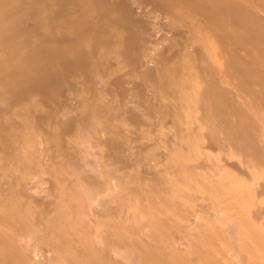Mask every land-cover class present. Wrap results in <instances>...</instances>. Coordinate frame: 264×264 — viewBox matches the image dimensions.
<instances>
[{
	"label": "rangeland",
	"instance_id": "374dc122",
	"mask_svg": "<svg viewBox=\"0 0 264 264\" xmlns=\"http://www.w3.org/2000/svg\"><path fill=\"white\" fill-rule=\"evenodd\" d=\"M224 1L0 0V264H264V0Z\"/></svg>",
	"mask_w": 264,
	"mask_h": 264
},
{
	"label": "bare ground",
	"instance_id": "6f19581e",
	"mask_svg": "<svg viewBox=\"0 0 264 264\" xmlns=\"http://www.w3.org/2000/svg\"><path fill=\"white\" fill-rule=\"evenodd\" d=\"M221 1H224V0H221ZM227 1V0H226ZM226 1H224V2H226ZM21 2H23V1H21ZM26 3V2H25ZM227 5H228V8H230L232 11H234V12H238V4H237V2H235V1H232V0H228L227 2ZM226 3L224 4V5H226ZM22 4V3H21ZM24 4V3H23ZM22 4V5H23ZM262 4V3H261ZM230 5H233V7H229ZM18 6V5H17ZM22 7V6H21ZM24 7V6H23ZM22 7V8H23ZM146 8V7H145ZM138 9H140V8H138ZM18 11L19 10H21V8L19 7L18 9H17ZM16 10V11H17ZM250 11V10H249ZM133 12V11H132ZM122 14H124V12H122ZM250 15V14H249ZM248 15V16H249ZM115 16V15H114ZM251 16V15H250ZM239 20V19H238ZM139 21L140 20H137V19H128L127 20V29L130 31V34H131V36L130 37H126V39H125V42H124V49H125V51L126 52H128V53H130V51H132L133 49H136V48H140V47H142V46H144V44L142 43L143 41L144 42H146V41H149V42H152V38H150V39H146L144 36H146V35H149L150 34V30H151V28L150 27H148V26H146V27H140V26H138V24H139ZM255 21V20H254ZM142 24H143V21H142ZM138 34H141L142 36L140 37V38H138ZM178 34H181L182 36L184 35V32L183 31H180V33H178ZM229 40V39H228ZM234 43H235V41H234ZM182 47V46H181ZM230 47V46H229ZM231 49V48H230ZM165 52V51H164ZM160 54V53H159ZM175 55H178V54H175ZM232 56H233V54H232ZM236 58V57H235ZM133 60H135L136 61V58H134ZM164 60H166V59H164ZM149 91V90H148ZM148 98V97H147ZM141 102V101H140ZM127 108V107H126ZM134 113V112H133ZM139 114V113H138ZM135 115V114H134ZM121 149H123V145H121ZM119 147L118 148H116V147H114L112 150H111V152L113 153V154H116L117 153V151L118 150H121ZM124 150V149H123ZM110 156H112L111 154H110ZM113 158H115V159H118V158H120L119 156H116V155H114V157ZM112 158V159H113ZM121 159V158H120Z\"/></svg>",
	"mask_w": 264,
	"mask_h": 264
}]
</instances>
